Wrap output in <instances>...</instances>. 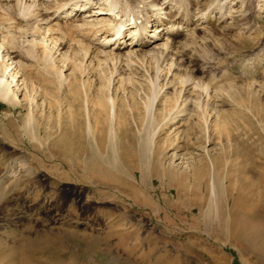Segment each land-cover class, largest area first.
<instances>
[{"label":"rangeland","instance_id":"374dc122","mask_svg":"<svg viewBox=\"0 0 264 264\" xmlns=\"http://www.w3.org/2000/svg\"><path fill=\"white\" fill-rule=\"evenodd\" d=\"M197 2L206 17L175 53L122 71L72 33L42 47L52 64L28 58L36 11L8 12L33 19L8 42L41 97L30 126L25 103L0 101V264H264V0ZM34 239L51 243L9 256Z\"/></svg>","mask_w":264,"mask_h":264},{"label":"bare ground","instance_id":"6f19581e","mask_svg":"<svg viewBox=\"0 0 264 264\" xmlns=\"http://www.w3.org/2000/svg\"><path fill=\"white\" fill-rule=\"evenodd\" d=\"M121 1L123 0H0V49H2V52H4L3 56L0 53V101L3 104L7 105L10 109L22 108L25 103L28 111L24 121H26L25 125L30 126V124L32 123L31 121H33L32 108L36 104H34L35 100H33L32 98H40L41 94L37 86H32V84H30L32 82L26 80L27 73L24 72L25 64L19 60H17V62L12 61V59L18 57V54L16 49H14L12 46V50H10L11 42H8V39L10 36H12V33L14 34V32H12V30V33H10L8 30H10V26L13 29L14 25L18 26L17 28L19 29L16 30L19 31V34L20 31L21 33L26 32V29H28L27 32L32 30H29L28 28H31V24L30 26L28 25L25 31H22L24 26L20 30V27L22 26L20 25L21 20H26L27 18H29L30 15L28 12H31L32 9L36 11V13H34V20L31 18L33 20V23L35 24L32 33L34 35L33 37L37 39H30V42L27 41V44L31 47H27L28 49L24 51L23 55H27L28 58L32 57L33 59L37 51L39 52L38 47H41V56L38 55V53L35 58H38L39 56L44 63H51V54L48 52V50L45 51L48 52V54H45L44 49L42 51V47L46 49V45H50L51 48H56V51H58L59 47L64 46L65 39L66 37L68 38L67 35L72 33V38L71 34L69 35L71 40H68L67 42L72 46H76V48L77 46H81V48H83V50L85 51V55L87 52H89L88 50H90V60L88 61L90 64L94 62L93 65L96 69H102L108 63H110L112 67L115 66L117 69L120 68V71H122V68L126 67V65L131 64L129 62L138 61L141 58V62L147 59H160V61L167 60L169 54L175 53L173 51L176 49V47L179 46L178 44V46H175L178 37L189 38L190 34L193 33V28L191 29V27H194L193 25H197V23H201L200 21H202L206 17L205 12L199 14L196 12L194 13V10L198 8V0H187V5H185L186 7H183L184 4L182 5L183 0H134V6L138 7L137 10H134L132 8V4V9H128V4L125 5L126 1L120 4ZM127 3H129V1ZM139 4L143 5V7H141ZM131 5H129V7ZM229 5L230 3H228V10L231 7ZM13 9L17 12L23 10L29 16L27 18L20 17L22 15L18 13V16L15 18L11 16L13 18V20H11L12 18L9 17L8 12L13 11ZM139 10H142L143 15H136ZM224 10L223 8H217L216 10L211 9V11H209V15H214L218 22H225L226 19H229L231 14H227L228 12L225 13ZM197 11H199V9ZM20 13H22V11ZM182 16L184 18H188L185 26L172 25V21L175 19V17H177L178 19ZM31 19L29 18V20ZM12 22L15 24L13 25ZM35 28H37V31L35 30ZM34 31H36V36L34 34ZM63 35H65V39ZM35 43L38 46H36ZM81 48H78V50ZM47 49H49V47ZM6 56L8 57L7 60L4 59ZM64 58L62 56V59ZM10 60L12 61L10 65H14L9 69V67H7L9 64H7L6 66V61ZM82 62H84V60H82ZM65 64L63 65V68L61 70L59 69L56 72L57 74H61L64 67L66 69ZM41 65L43 66L44 64ZM156 75L158 74L156 73ZM111 102L109 101V103ZM10 117L11 116H5V118L1 119V121H7L6 124L8 128L11 131H15L16 127L13 126L11 122L17 120L21 121L22 119L16 120L11 117V120ZM212 186L213 183H211V187ZM0 194H2L1 188ZM262 230H264V226H262ZM44 241V243L36 246V244H38L37 240H25V242H21L22 244L18 249H13L11 247L8 250L9 256L11 258L12 256L16 255L24 257V255L29 252H31V254H36L34 251L37 250L38 252H40L44 248L48 247L51 243V241L48 239ZM22 262L27 264V261L24 259Z\"/></svg>","mask_w":264,"mask_h":264}]
</instances>
